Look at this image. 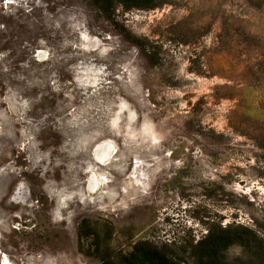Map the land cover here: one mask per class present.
I'll return each mask as SVG.
<instances>
[{"label": "rangeland", "instance_id": "rangeland-1", "mask_svg": "<svg viewBox=\"0 0 264 264\" xmlns=\"http://www.w3.org/2000/svg\"><path fill=\"white\" fill-rule=\"evenodd\" d=\"M149 1L0 0V264L139 241L194 264L227 224L264 242V0Z\"/></svg>", "mask_w": 264, "mask_h": 264}, {"label": "trees", "instance_id": "trees-1", "mask_svg": "<svg viewBox=\"0 0 264 264\" xmlns=\"http://www.w3.org/2000/svg\"><path fill=\"white\" fill-rule=\"evenodd\" d=\"M99 11L106 13L115 2L126 6L151 7L149 0H89ZM87 220H83L79 228L80 238H88L95 233ZM239 245L242 256L234 260L227 257V250ZM194 264H234L244 259L248 264H264V242L246 225L217 226L200 239L192 252ZM103 264H181V260L168 254L164 248L148 241L137 242L131 251L121 253L117 257H105ZM108 259V260H106Z\"/></svg>", "mask_w": 264, "mask_h": 264}, {"label": "bare ground", "instance_id": "bare-ground-1", "mask_svg": "<svg viewBox=\"0 0 264 264\" xmlns=\"http://www.w3.org/2000/svg\"><path fill=\"white\" fill-rule=\"evenodd\" d=\"M39 60V59H38ZM25 111V110H24ZM114 142V141H113ZM116 145V144H115ZM115 152L114 146L108 142V141H102L100 143H98L95 147V155L97 161L99 163H105L108 161L109 163V158L110 156ZM94 155V156H95ZM111 159V158H110ZM94 161V160H93ZM96 161V162H97ZM95 162V161H94ZM107 164V163H106ZM105 165V164H104ZM109 166V165H108ZM89 177L87 180V187L86 188H90L92 191L98 190L101 188V185L103 184V180L106 179L105 176H100L97 173H94L93 170L89 171ZM93 194V193H92ZM88 196V195H87ZM86 196V197H87ZM63 198V197H62ZM88 199V198H87ZM63 200V199H62ZM2 221V220H1ZM0 221V222H1ZM3 223V222H1ZM2 264H9V262L7 261V259H5Z\"/></svg>", "mask_w": 264, "mask_h": 264}]
</instances>
